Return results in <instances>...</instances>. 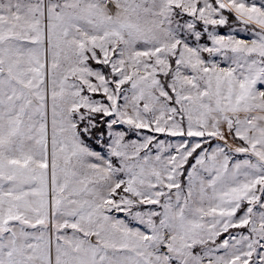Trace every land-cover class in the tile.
<instances>
[{
	"label": "snow or ice",
	"instance_id": "snow-or-ice-1",
	"mask_svg": "<svg viewBox=\"0 0 264 264\" xmlns=\"http://www.w3.org/2000/svg\"><path fill=\"white\" fill-rule=\"evenodd\" d=\"M0 264H264V0H0Z\"/></svg>",
	"mask_w": 264,
	"mask_h": 264
},
{
	"label": "rangeland",
	"instance_id": "rangeland-1",
	"mask_svg": "<svg viewBox=\"0 0 264 264\" xmlns=\"http://www.w3.org/2000/svg\"><path fill=\"white\" fill-rule=\"evenodd\" d=\"M97 98H99V97H97ZM160 138H161V139H163L164 137H163V136H161ZM116 215H118V216H122V214H119V213H117ZM232 231H233V232H235V231H237V230H235V229H234V230H232ZM241 231H245V232H246L247 230H246V229H244V230H241Z\"/></svg>",
	"mask_w": 264,
	"mask_h": 264
}]
</instances>
